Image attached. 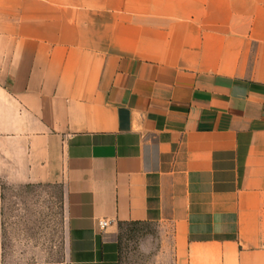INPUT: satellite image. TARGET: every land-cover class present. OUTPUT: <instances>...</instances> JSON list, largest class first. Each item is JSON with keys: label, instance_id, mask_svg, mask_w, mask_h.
<instances>
[{"label": "crops", "instance_id": "obj_1", "mask_svg": "<svg viewBox=\"0 0 264 264\" xmlns=\"http://www.w3.org/2000/svg\"><path fill=\"white\" fill-rule=\"evenodd\" d=\"M24 183L62 189L64 264H118L129 221L264 264V0H0V258Z\"/></svg>", "mask_w": 264, "mask_h": 264}, {"label": "rangeland", "instance_id": "obj_2", "mask_svg": "<svg viewBox=\"0 0 264 264\" xmlns=\"http://www.w3.org/2000/svg\"><path fill=\"white\" fill-rule=\"evenodd\" d=\"M66 219L58 183L5 186L0 264H64ZM118 264H173L167 231L158 223L114 227Z\"/></svg>", "mask_w": 264, "mask_h": 264}, {"label": "built area", "instance_id": "obj_3", "mask_svg": "<svg viewBox=\"0 0 264 264\" xmlns=\"http://www.w3.org/2000/svg\"><path fill=\"white\" fill-rule=\"evenodd\" d=\"M97 222H98V225H99L100 228H104V227H106L107 225H109L110 220L107 219V218H100V219H98Z\"/></svg>", "mask_w": 264, "mask_h": 264}]
</instances>
